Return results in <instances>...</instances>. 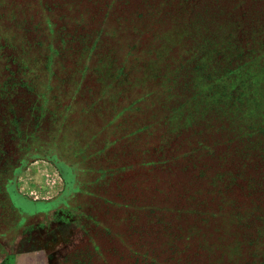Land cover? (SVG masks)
<instances>
[{"label": "trees", "instance_id": "obj_1", "mask_svg": "<svg viewBox=\"0 0 264 264\" xmlns=\"http://www.w3.org/2000/svg\"><path fill=\"white\" fill-rule=\"evenodd\" d=\"M155 17L158 23L149 19ZM171 23L176 33L169 37ZM150 24L154 34L145 41L140 31ZM262 40L264 0H0V128L7 126L0 165L29 146H15L11 132L23 116L22 125L37 117L24 96L48 73L49 57L59 61L61 53V66L75 64L72 74L87 79V93L76 85L67 97L52 94L46 109L61 113L35 123L36 135L46 134V149L61 161L78 155L86 168L105 164L102 177L111 175L98 183L105 193L98 204L125 222L122 231L98 230L104 242L90 245L78 263L254 264L248 260L255 255L264 263V247L260 255L255 248L264 239ZM156 59L155 74L144 81L135 75L126 100L92 97L121 70L133 75L137 64L143 69ZM58 74L65 92L72 83ZM155 85L160 91L150 90ZM141 136L154 139L140 147L151 157L137 163L132 152ZM60 140L67 144L58 153Z\"/></svg>", "mask_w": 264, "mask_h": 264}, {"label": "rangeland", "instance_id": "obj_2", "mask_svg": "<svg viewBox=\"0 0 264 264\" xmlns=\"http://www.w3.org/2000/svg\"><path fill=\"white\" fill-rule=\"evenodd\" d=\"M149 19L157 21V23L159 21L158 17ZM154 25L141 26L140 32L143 33L145 41L151 38L150 34H154ZM169 29L167 34L172 37L176 33L175 25L171 23ZM187 30L186 27L185 31ZM99 34L101 33L99 32ZM54 37V35L51 36L50 40L56 46V41L53 40ZM191 37H194V35L191 34ZM183 38L177 42L180 43ZM205 42L206 40H202L200 43L204 45ZM241 45L246 47L250 45V42L244 44V41L241 40ZM254 45L256 46V42H254ZM188 47L191 51V44ZM168 48V44L166 46L161 45L157 49V54L166 55L169 51ZM67 54L68 52L65 53V57ZM52 56L49 57L50 69L48 73L45 70L44 78H42L40 85L35 92L24 96L27 97L28 103L32 101V105L35 108H31L30 113L37 117L31 124L27 122L22 125V119H27L29 116L27 114L26 117L23 116L25 112L20 110L16 115H22L23 118L15 125L18 133L11 132L12 135H17L16 139L13 140L15 146L20 141L22 144L29 145L27 148H31H26L24 152H20L21 150L16 148L15 151L9 154L10 156L14 155L10 165H0V171H2L0 172V264H79L78 260L87 258V255L90 254L88 253L90 245L104 242V237L99 235L98 230L105 232L110 230V228L114 231H122L124 229V221L112 218V215L109 212L105 213L104 209L98 204L100 199H104L103 194H105L103 193V185H98V183L111 175L105 172L104 177H102L101 171H104L102 169H107V166L102 162L100 164L93 162L91 164L93 170L90 167L86 168L84 165L90 164L80 159L78 155H74L69 159H62L61 161V158L55 153L56 150L46 149V134L44 136L36 135L35 125L37 123L41 122L46 116H51L52 112H54L55 116L61 113V111L46 109V105L51 101L50 97L52 94H55L54 99L61 98V96L67 97L76 85L79 93L86 94L87 91L84 85L89 84L85 77L78 78V72L72 74L74 69H77L75 64L64 62L63 66H61L60 60H62L61 56L63 54H59V61L52 58ZM53 60H56L57 63H52ZM158 63L159 59H156L151 65L148 64L143 69L139 66L140 64H137L138 72L133 75L131 73L124 74V71L121 70L114 85L105 83V85L99 87L98 92L93 94L92 97H99L98 95L104 93L107 97H102L101 101L103 102L105 99L107 103H111L115 98L117 99V96L119 97V102L126 100L128 98L126 94L130 90L131 82L134 81L135 83L133 77L139 75L142 81L148 79L155 74ZM58 72L64 74V80L67 85L72 83L71 85H66L65 92H63V88L61 91L62 83L57 80ZM46 77L48 78L47 82ZM156 79L154 80L156 81ZM118 87L121 88L116 89ZM152 88L150 90L154 92L160 91L156 85L155 87L152 86ZM218 88V86L215 87V89ZM88 92L91 93V91ZM40 93H42V96ZM33 94L35 98H33ZM206 99L207 97H204L203 101L205 102ZM80 104L81 101L79 100L74 103L78 108ZM75 106L74 111L76 110ZM58 120L60 118L56 119V121ZM63 120L65 121V119ZM118 120L119 118H116L112 124L113 128L120 125ZM121 121L122 119L119 122L121 123ZM3 130L6 131L7 126L5 127L4 125V128H0V132ZM25 134L27 139L24 141L20 140L21 136ZM30 137L33 138L30 139ZM153 139V136H141L137 141L138 144L134 145L137 149H134L132 153L136 156L137 163H140L139 161L142 159L146 160L151 157L150 153L142 152L140 147L146 141L149 143ZM147 143L145 147L148 145ZM59 144V147L56 148L58 153L64 151L67 142L63 143L60 140ZM5 147L10 146L5 144ZM129 148L127 147V150L131 151V148ZM4 159H7V156L1 160ZM253 159H257V156H253ZM3 167H6V169L10 167V171L7 174H3V171H5L2 170ZM109 195H111L109 197L119 199L113 193ZM255 225L253 223L252 227L244 228V230H250ZM118 240L120 241L119 238ZM258 242L262 245H258L255 248L258 249V255H260L259 251L264 247L263 237L257 240V244ZM247 250L252 253L251 247ZM257 258L255 255L249 258L248 261L255 262L254 264H264L260 260H254ZM227 259L228 256L224 257L222 262L224 263Z\"/></svg>", "mask_w": 264, "mask_h": 264}]
</instances>
